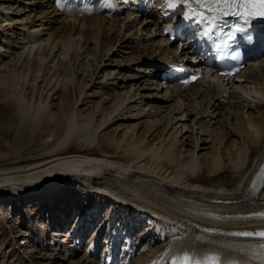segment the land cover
Segmentation results:
<instances>
[{
    "label": "bare ground",
    "instance_id": "obj_1",
    "mask_svg": "<svg viewBox=\"0 0 264 264\" xmlns=\"http://www.w3.org/2000/svg\"><path fill=\"white\" fill-rule=\"evenodd\" d=\"M128 1L0 0V135L18 145L0 155V203L63 194L67 220L84 216L43 264H264V237L235 235L264 231V59L232 84L174 83L173 64L199 61L162 33L184 14L202 25L194 0ZM102 206L117 221L96 226Z\"/></svg>",
    "mask_w": 264,
    "mask_h": 264
},
{
    "label": "rangeland",
    "instance_id": "obj_2",
    "mask_svg": "<svg viewBox=\"0 0 264 264\" xmlns=\"http://www.w3.org/2000/svg\"><path fill=\"white\" fill-rule=\"evenodd\" d=\"M27 9H29V8L27 7ZM133 74H135V73H133ZM121 75L131 76L132 73L125 71V72H122ZM155 101H157V102H155L156 105L160 104L159 100H155ZM2 106L3 105H0V111L2 109ZM225 135H228V134L225 133ZM228 136H229V139L232 137L231 135H228ZM0 140H1L0 141V146H1L0 147V155L2 154V152H4V154L6 152V154L9 155V153L10 154L12 153L13 149H16V150L18 149V145L16 143H14V138H12V136L10 138L7 136L2 137V135H0ZM224 143L226 144L227 140H225ZM10 147H11V149H10ZM4 154H2V155H4ZM227 174L228 173H226V175ZM56 198H57L55 200L56 202H53L54 206H56V208H54L52 206H51L52 208H50L48 206V204H50V203H48V199H46V195H44L43 198H41V199H34L32 202H27V203L25 202V204L23 203L24 207H23V210H21V211H20V209L15 210V208L12 207L13 205L9 207V205H8L9 201L7 203H5V202L0 203V207H1V209H0V264H19V262H21V261H19L20 259H22L23 262L26 264H35L33 262V259H31L28 256L29 250L36 249L39 251L35 255V259H37V257L41 256V254L48 252V249L49 250L54 249V247H55L54 242L55 241H53V239L52 240L49 239L50 236H48V235L51 234L50 230L48 232L44 231V229H45L44 221L45 222L47 221L49 224L51 213L56 215L58 210L60 211V209H63V207L67 205V202H64L65 199H67L65 195L60 194V195L56 196ZM77 199H79V198H77ZM75 203L76 204L73 205V208H75V207L77 208V211L75 212L77 215L84 212L86 210L85 208L88 206V204H86V201L84 199H81V200L79 199V201L75 202ZM5 204H6V206H5ZM68 204L70 205L69 202H68ZM36 205H37V207H33ZM24 208H25V211H24ZM81 209L83 210L82 212H80ZM2 211L5 213V215L11 214L10 215L11 220L9 221V224H8V222L6 223L3 220V216L1 215ZM14 211H16V212H14ZM25 217H26V220L24 219ZM83 226H84L83 229H85V227H87V224L85 223V224H83ZM138 231L134 232V234H139ZM22 233H26L28 235V237L26 239H22V241H20L21 238L19 237V240H18L17 235H21ZM16 240L19 241V243H18L19 245H20V242L24 243L20 247L19 250L15 249L16 248ZM39 242H42L41 247L38 246ZM103 244H104V241H103ZM33 245H35V246L32 247ZM74 245H75L74 241L70 242V246H74ZM80 246L86 247V243H85V245H84V243H82ZM55 248H57V247H55ZM101 249H102V246H101ZM99 255H100V253H99ZM79 257L81 258L82 254H80ZM80 258H78V259H80ZM37 260H39V258ZM39 261L40 262H38L37 264L45 263V262H41V260H39ZM69 263L70 262H68V263L65 262V264H69Z\"/></svg>",
    "mask_w": 264,
    "mask_h": 264
},
{
    "label": "snow or ice",
    "instance_id": "obj_3",
    "mask_svg": "<svg viewBox=\"0 0 264 264\" xmlns=\"http://www.w3.org/2000/svg\"><path fill=\"white\" fill-rule=\"evenodd\" d=\"M196 2L203 3L204 0H196ZM212 3L215 5V7H210L209 11H219L222 7L224 9L223 14L225 16L235 15L240 17L244 21V26L237 27L236 31L229 33V44L235 40L238 32L246 33L248 31L251 26V19L256 18L257 16L264 19V0H212ZM228 9H240L242 11L237 10L229 12ZM247 40L251 41L252 36H247ZM237 55H239V53ZM193 79H195V77ZM262 176H264V169H262ZM261 215L264 216V213H262ZM235 235L250 237L253 235V233L244 232L235 233ZM258 235L264 237V231L260 232Z\"/></svg>",
    "mask_w": 264,
    "mask_h": 264
}]
</instances>
